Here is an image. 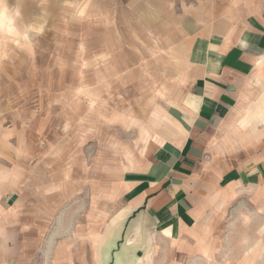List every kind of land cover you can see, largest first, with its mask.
Here are the masks:
<instances>
[{
  "label": "rangeland",
  "instance_id": "1",
  "mask_svg": "<svg viewBox=\"0 0 264 264\" xmlns=\"http://www.w3.org/2000/svg\"><path fill=\"white\" fill-rule=\"evenodd\" d=\"M121 2L8 0L31 42L0 50V264H107L111 250L116 264L129 244L131 217L112 230L109 248L90 231L111 229L103 214L124 205V174L141 169L154 133L174 131L167 120L154 132L149 118L168 112L184 87L185 55L163 23L124 22ZM117 113L143 121V130L114 122ZM214 199L182 233L185 242L149 225L130 246L136 264L148 255L150 264H249L253 246L250 263L264 264V211L246 192L222 208Z\"/></svg>",
  "mask_w": 264,
  "mask_h": 264
},
{
  "label": "crops",
  "instance_id": "2",
  "mask_svg": "<svg viewBox=\"0 0 264 264\" xmlns=\"http://www.w3.org/2000/svg\"><path fill=\"white\" fill-rule=\"evenodd\" d=\"M124 2V22L136 15L144 23H163L161 28L174 34L172 39L184 49V87L172 93L167 112L174 131H157L168 122L155 127L157 139L153 145L149 141L141 169L124 174V205L103 214L111 229L92 228L93 241L115 239L112 230L131 217L128 245L149 225L170 227L175 232L172 240L185 242L182 233L196 228L212 197L222 208L246 192L257 210L264 211V0ZM6 5L11 3L0 1V37L5 22L14 42H31L29 27L20 34L16 30L20 11L11 12ZM147 6L155 10L147 12ZM139 136L138 129V141ZM134 213H139L136 218ZM257 249L246 251L249 264ZM126 252L119 264H135ZM4 253L11 254V248L6 246ZM77 260L85 262L82 256ZM145 262L150 264V255Z\"/></svg>",
  "mask_w": 264,
  "mask_h": 264
},
{
  "label": "bare ground",
  "instance_id": "3",
  "mask_svg": "<svg viewBox=\"0 0 264 264\" xmlns=\"http://www.w3.org/2000/svg\"><path fill=\"white\" fill-rule=\"evenodd\" d=\"M9 27L6 26L5 22H3V31H2V35L0 37V50L2 48V46L4 44H6L9 40H14L12 38H10L7 33H8ZM21 45V44H20ZM159 108V107H158ZM167 113V112H166ZM165 111H162L161 109H155V111L152 113V117H153V121L155 123H159L160 121L166 122L168 120V122H171L170 117L168 116V114H166ZM111 119L114 122L117 123H121L123 126L128 127L130 125H134L135 127H139V129L142 131L143 130V123L141 121L135 120L134 118L131 117H127V115H125L124 113H117V114H113ZM173 121V120H172ZM148 146V145H147ZM147 150V148H146ZM145 150V153H146ZM127 152V151H125ZM232 194V193H231ZM106 219V218H105Z\"/></svg>",
  "mask_w": 264,
  "mask_h": 264
},
{
  "label": "water",
  "instance_id": "4",
  "mask_svg": "<svg viewBox=\"0 0 264 264\" xmlns=\"http://www.w3.org/2000/svg\"><path fill=\"white\" fill-rule=\"evenodd\" d=\"M110 242H112V241L109 240L108 243L106 242V243H107L106 245L108 246V248H109V245H110L109 243H110ZM130 246H131V245H128V243H127V245L124 247V250H122V253L118 255V258H119V259L116 261V264H119V260L121 259V257H122V255L124 254L125 250H127L126 253H128V255L130 256V258H132V259L134 260L135 264H136V256H135L134 254H131V250H132V249L130 248ZM113 251H114V250H111V251H110V252H111V258H110L109 253H107V254L105 253V254H104V260H105V262H107V264H113V263H112V262H113V261H112V260H113ZM126 253H125V254H126Z\"/></svg>",
  "mask_w": 264,
  "mask_h": 264
}]
</instances>
